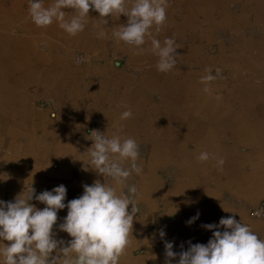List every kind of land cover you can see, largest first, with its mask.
Segmentation results:
<instances>
[{
	"label": "crops",
	"instance_id": "crops-1",
	"mask_svg": "<svg viewBox=\"0 0 264 264\" xmlns=\"http://www.w3.org/2000/svg\"><path fill=\"white\" fill-rule=\"evenodd\" d=\"M52 2L44 0L45 6ZM168 3L166 22L153 35L161 42L175 38L179 71L162 73L158 57L135 55L112 36L126 24L124 15L99 18L90 9L84 30L71 36L55 22L37 27L28 0H0V201L26 197L29 186L38 195L64 185L67 204L96 180L125 194L133 182L121 187L90 168L84 153L94 137L86 131L94 126L101 134L133 138L148 161L137 163L143 168L133 184L139 212L119 264H165V241L177 253L189 242L207 244L212 231L202 226L228 216L264 240V217L252 214L264 207V0ZM101 28L105 38H97ZM142 47L150 48V40ZM76 54L85 59L79 67ZM205 69L216 77L211 94L199 82ZM193 103L196 112H188ZM127 108L133 116L122 120ZM201 151L223 157V170L215 159L198 162ZM29 203L45 207L35 195ZM57 216L54 238L67 246L71 237L59 230L67 208ZM8 243L0 240V247Z\"/></svg>",
	"mask_w": 264,
	"mask_h": 264
},
{
	"label": "clouds",
	"instance_id": "clouds-1",
	"mask_svg": "<svg viewBox=\"0 0 264 264\" xmlns=\"http://www.w3.org/2000/svg\"><path fill=\"white\" fill-rule=\"evenodd\" d=\"M168 7V0H53L48 6L44 0H28L29 16L37 27L44 28L55 22L71 36L84 30L90 9L97 12L99 18L113 13L124 15L126 24L116 26L112 36L135 49V55L147 51L158 57L156 68L162 73L178 70L175 38L166 37L161 42L153 35V29L159 33L165 24ZM107 23L104 19L103 24ZM106 35L101 28L97 38ZM148 40L150 48L142 47ZM215 79L211 69H205L199 81L204 85V93L211 94L210 84ZM132 116V110L127 108L120 118L125 120ZM93 132V143L84 153L91 169L103 177H111L121 187L133 171L142 174V165L137 164L138 144L133 138ZM209 159H215L218 170H223V157L218 158L208 151H201L196 157L201 163ZM125 162L130 167H124ZM128 191L131 195L117 194L116 187L96 180L91 185H83V194L67 204L64 203L67 193L64 185L38 195L31 188L26 197L21 194L13 201H0V240L10 242L0 247V257L4 264H119L130 243L133 218L139 212L135 200L137 188L129 186ZM34 195L36 201L45 205L42 210L29 203ZM129 205H132L131 212ZM64 208H67V216L59 230L71 237L67 246L64 241L55 239L52 231L58 211ZM198 217L199 213L187 223L190 225ZM202 227L212 231L207 244L189 242L187 250L177 253L173 251V242L165 241V264H171L177 257L178 264H264V240L234 216L221 218L218 225ZM221 227L224 231L219 230ZM159 236L162 239L165 236L163 229Z\"/></svg>",
	"mask_w": 264,
	"mask_h": 264
},
{
	"label": "rangeland",
	"instance_id": "rangeland-1",
	"mask_svg": "<svg viewBox=\"0 0 264 264\" xmlns=\"http://www.w3.org/2000/svg\"><path fill=\"white\" fill-rule=\"evenodd\" d=\"M79 57H81L82 58V61H81V63L80 64H76V60H77V58H79ZM72 61V60H71ZM74 66L75 67H79V66H81L84 62H85V59H84V57L82 56V55H80V54H76L75 56H74ZM49 67H54V61H53V63L51 62V61H49ZM57 68L58 67H60V60L57 62ZM49 67H48V69H49ZM220 76H221V74H220ZM47 88V86H43V88H42V91L44 92V93H50V89H46ZM38 104L40 103V104H43V103H50V101H44V100H39L38 102H37ZM189 109H188V112H191V113H194L193 112V110L196 112V109H195V103H193V105L191 106V107H188ZM192 130H193V128H192ZM93 131H97V129H96V127H94V126H91V127H89L88 128V131H86L87 132V134L90 136V137H94L95 136V133L93 132ZM174 130H172V132H173ZM93 132V133H92ZM173 134V133H172ZM142 150V149H141ZM141 150L139 149V157H138V160H137V163H139L140 162V160H141V162H143V161H146V159H147V161H148V157L147 156H145V155H142V152H141ZM130 167V166H129ZM162 174H163V172H159V175L160 176H162ZM169 175H172V170L169 172ZM139 177H140V175H137L134 171L132 172V174L128 177V179L126 180V181H129L128 183H132L131 184V186H133V184H134V182L135 181H137L138 179H139ZM168 178V177H167ZM168 182L166 183V185H169L170 183H171V181L173 180V175L171 176V179L170 178H168V179H166ZM31 188H33L32 186H29L28 187V195L30 194V192H31ZM128 188L129 187H127L126 189H125V194L126 195H131L130 193H129V191H128ZM34 189V188H33ZM9 202V201H8ZM252 212H254V211H252ZM142 253V250H137V251H135L134 252V254H135V256H137V255H140Z\"/></svg>",
	"mask_w": 264,
	"mask_h": 264
},
{
	"label": "built area",
	"instance_id": "built-area-1",
	"mask_svg": "<svg viewBox=\"0 0 264 264\" xmlns=\"http://www.w3.org/2000/svg\"><path fill=\"white\" fill-rule=\"evenodd\" d=\"M81 61H82L81 57L77 58L76 64H80ZM252 214L258 217H264V207H259L258 209L254 210Z\"/></svg>",
	"mask_w": 264,
	"mask_h": 264
},
{
	"label": "bare ground",
	"instance_id": "bare-ground-1",
	"mask_svg": "<svg viewBox=\"0 0 264 264\" xmlns=\"http://www.w3.org/2000/svg\"><path fill=\"white\" fill-rule=\"evenodd\" d=\"M67 164V163H66Z\"/></svg>",
	"mask_w": 264,
	"mask_h": 264
}]
</instances>
